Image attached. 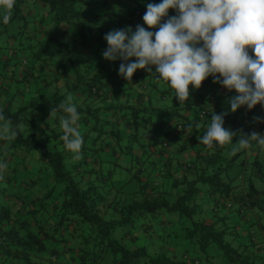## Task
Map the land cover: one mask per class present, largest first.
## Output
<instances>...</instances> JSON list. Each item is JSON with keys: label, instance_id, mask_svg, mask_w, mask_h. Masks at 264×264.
Returning <instances> with one entry per match:
<instances>
[{"label": "trees", "instance_id": "obj_1", "mask_svg": "<svg viewBox=\"0 0 264 264\" xmlns=\"http://www.w3.org/2000/svg\"><path fill=\"white\" fill-rule=\"evenodd\" d=\"M28 1L15 0L12 9L0 6V33L7 21L24 17ZM35 1L46 4L53 24L32 52L36 65H22L31 74L20 78L4 59L0 73L17 79L0 84V158L13 164L0 186L7 191L0 203V264H102L106 252L111 264L198 263L185 253L178 262L167 260L171 230L151 223L156 214L162 223L164 212L181 217V233L200 249L215 245L224 264H264V144L239 145L237 135L235 150L226 156V144L197 140L211 124L213 108L226 111L229 90L223 87L224 99L216 92L219 84L205 79L199 89L189 85L190 99L180 105L170 82L157 79L155 66L152 73L137 69L126 81L118 74L121 61L102 57L106 33L127 25L147 28V4L162 0ZM168 15L177 11L169 9ZM49 40H55L56 51L65 47L70 70L65 59L42 56ZM60 78L62 84L56 82ZM26 83L34 88L21 100L17 94ZM61 102L74 105L76 113L51 111ZM242 107L243 119L232 131L264 134V123L253 122L264 117V106ZM61 116L83 137L78 152L61 139ZM228 120L227 115L224 124ZM182 151L190 152L188 158L179 159ZM27 158L37 163L28 177ZM233 163L241 169L238 180L228 172Z\"/></svg>", "mask_w": 264, "mask_h": 264}, {"label": "clouds", "instance_id": "obj_2", "mask_svg": "<svg viewBox=\"0 0 264 264\" xmlns=\"http://www.w3.org/2000/svg\"><path fill=\"white\" fill-rule=\"evenodd\" d=\"M14 4L15 0H0V6L6 9ZM169 9H175L177 15L169 16ZM142 19L147 28L137 24L133 30L127 25L103 37L108 46L102 57L110 62L121 61L118 74L126 81L137 69L152 73L155 66L157 79L170 82L181 105L190 99L189 85L199 89L212 76L213 83L237 93L227 101L231 112L241 106H264V0H162L147 4ZM60 109L76 113V107L65 102L51 111ZM227 115V110L214 112L206 133L197 140L206 146L213 142L219 146L239 135L236 144L247 146L252 140L264 144V134L246 135L242 130L225 129ZM60 119L66 130L61 139L68 149L78 152L83 137L70 127L69 117ZM253 122L264 123V117L255 116ZM196 127L199 129L198 124Z\"/></svg>", "mask_w": 264, "mask_h": 264}, {"label": "rangeland", "instance_id": "obj_3", "mask_svg": "<svg viewBox=\"0 0 264 264\" xmlns=\"http://www.w3.org/2000/svg\"><path fill=\"white\" fill-rule=\"evenodd\" d=\"M28 7H30L33 16L24 15V17L19 16V17H16L15 19L13 18L9 22L7 21V25L5 26L4 30L0 33V73L3 71L2 66H3L4 59H6V62L8 63L9 67H13L14 76L18 75L20 66L23 65L25 68H30L31 66L36 65L32 63L35 60V57L32 55V52L38 49L39 42L42 39L48 38L47 36L48 30H46V36L43 38L42 36H39L38 34H36L35 37H32L31 40H28V37H26V35L29 32L31 31L36 32L35 30L33 31V28L37 29L39 27L37 23H34L35 21H37V19L42 18L41 20L42 26L46 25L47 23L50 24V22H52L49 19V12L47 11L48 9H47L46 4H43L40 1H37L34 5L31 3H28ZM56 34H59L58 30H56ZM64 41L68 42L66 49L70 50V47H69L70 36L68 34L64 36ZM47 45L48 46L45 49H43L41 53H42V56L49 59L50 62H54L56 60H62L66 58V53L64 52L65 47L63 48L62 51H56L54 49L56 45L55 40H49ZM9 47L14 50V53L7 54V50ZM65 62H66L65 66L68 67V69L70 70L69 60L65 59ZM0 77L2 76L0 75ZM6 77H8L7 74H6ZM22 93H23L22 97L27 98L26 96L27 92L22 90ZM236 94L237 93H235V90L229 91L228 99L231 96L236 95ZM228 99L223 102V109L228 111V116H229V120L225 122L224 127L225 129L232 131L233 128L236 126L237 122L242 121L243 110L241 108H238L235 112H231L230 105L227 103ZM255 114H256V110H253V112L251 113V116ZM6 127L7 125H5V128ZM233 144H234L233 140L226 143V148L223 151L226 156H231L233 151L235 150L232 147ZM25 160L28 161L27 163H25L27 166L25 173H26V176L28 177L32 175L30 174V171L35 169V165L37 163L36 161L31 160L29 158ZM12 165L13 164H10L8 166L7 160L5 158L4 159L0 158V177L1 175H4L3 173L8 167H9V170L12 169L13 168ZM14 167L15 169L18 168L19 170L20 164L18 163V165ZM238 171H241V169L237 163H233L232 166H230L228 170L229 174L235 176L234 178L235 180L239 179V177L237 178V175H236ZM246 171L247 170H244L243 172L246 174L247 173ZM44 180L45 179L43 178L41 180V183ZM2 184H4V181L3 179L0 178V186H2ZM4 201L5 200L3 199L2 194L0 192V203H3ZM202 206L207 207L208 203L207 202L203 203ZM163 214H164L162 217L163 219L161 221L162 223L158 224L157 220L159 217H157L158 216L157 214L156 216H154V219L151 220V223L153 221L152 223L153 227H157V225L162 226L163 224H165L164 230L165 231L171 230L170 235L167 237V241H166L167 246H168V249L165 250L167 251V255H166L168 257L167 260L169 259V260H172L173 262L174 261L178 262L179 260L182 259L181 258L182 254L185 253L187 255V258H196L198 260V263L196 264H224L221 261L223 260L222 256L217 251L215 245L210 244L206 247L205 250H202L198 247L197 244L193 243L192 241L187 240L183 236V234L181 233L182 230L179 225L180 224L179 219H181L180 216H178L175 212H170V213L164 212ZM105 217L108 218L107 215ZM166 219H169V221L167 222ZM243 227L245 226L242 225L240 227V233L245 238L246 236H245V231ZM181 261L184 264H195V263H192L189 259H185ZM50 263H52V261H50ZM102 264H111V255L109 252H106L103 254ZM138 264H151V263L142 261ZM153 264H173V263L160 261V262H154Z\"/></svg>", "mask_w": 264, "mask_h": 264}, {"label": "crops", "instance_id": "obj_4", "mask_svg": "<svg viewBox=\"0 0 264 264\" xmlns=\"http://www.w3.org/2000/svg\"><path fill=\"white\" fill-rule=\"evenodd\" d=\"M37 2V1H36ZM35 2V0H29L26 4H25V6L23 7V10H22V12L24 13V15H29V16H33V14H32V11H31V9H30V7H28V3H31V4H35L36 3ZM6 9V8H5ZM7 15V14H6ZM30 18V17H29ZM42 18H39V19H37V21H35L34 23H37L38 24V28L36 29V28H33V31L35 30L36 32H29L26 36H31V35H36V34H38L39 36H42V37H44L45 35H46V30H49V29H51L52 28V22H50V24L49 23H47V24H49V25H44V26H42ZM50 21H51V19H50ZM61 26V28H64L65 27V25L64 24H60ZM11 53H14V50L13 49H11L10 47L8 48V50H7V54H11ZM249 55L250 56H253L254 57V53H253V51H252V49L250 50V52H249ZM25 68V67H24ZM20 69H22V66H20ZM7 70V69H6ZM7 72V71H6ZM23 72V73H22ZM7 75H8V77H6V75L5 76H3V77H0V84L1 83H3V82H5V83H14L17 79L15 78V77H12V76H10L9 74V72L8 73H6ZM31 73L30 72H28L27 70H24L23 71V69L21 70V73H20V71H18V75H19V77L20 78H22V77H26V76H29ZM206 80H208V82L210 81V83H209V85L210 84H212L213 83V81H211V80H209V78L207 77L206 78ZM58 84H62L63 83V81H62V79L60 78V79H58L57 81H56ZM212 82V83H211ZM16 88V87H15ZM34 87H32L31 86V83L29 84V83H26L25 85H23V91H26L27 93H26V96H27V94H32V89H33ZM17 89V88H16ZM22 88L21 89H19V91L21 92V93H18L17 95H20V96H18V97H20L21 98V100H23V99H25V97H22L23 96V93H22ZM217 106H215V108H213V111H211V113H216V110L217 109H220L221 107H217ZM241 108V107H240ZM242 110H243V112H244V107H242L241 108ZM250 120V119H249ZM252 149H253V151H251V153H255V151H254V149L255 148H257L256 146H252L251 147ZM260 148H262V145L260 146ZM188 154H190V152H187ZM185 151H182V152H180V153H178V157H179V159L180 160H182V159H186V158H188V156L189 155H186L187 154ZM176 155H177V153H175ZM174 154V155H175ZM1 179H3V181L5 182L6 180L4 179V176L3 175H1V177H0ZM0 192H1V194H2V197H7V191L6 190H4L3 192L0 190ZM208 206H209V204H208Z\"/></svg>", "mask_w": 264, "mask_h": 264}, {"label": "built area", "instance_id": "obj_5", "mask_svg": "<svg viewBox=\"0 0 264 264\" xmlns=\"http://www.w3.org/2000/svg\"><path fill=\"white\" fill-rule=\"evenodd\" d=\"M216 92L217 93H219V95H220V97H224V99L226 98V96H227V90L226 89H224L221 85H218L217 87H216ZM211 97H214L213 95H211ZM206 114V110L204 109H201L199 112H198V116L199 117H203L204 115ZM249 129H252V126H249ZM185 133H187L188 132V129H186L185 128V131H184ZM228 204V203H227Z\"/></svg>", "mask_w": 264, "mask_h": 264}]
</instances>
